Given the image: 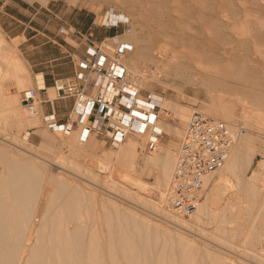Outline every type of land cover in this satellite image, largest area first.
<instances>
[{"label": "bare ground", "instance_id": "obj_1", "mask_svg": "<svg viewBox=\"0 0 264 264\" xmlns=\"http://www.w3.org/2000/svg\"><path fill=\"white\" fill-rule=\"evenodd\" d=\"M114 2L118 4V8L123 9L128 1ZM111 17L109 13L105 14L103 19ZM125 34L123 40L132 42L134 46H141L140 54L149 57L144 39L139 38L135 32L129 31ZM195 48L198 49L197 46ZM13 50L14 47L8 44L0 33V74L6 71L9 64L7 56ZM131 63L137 70V64ZM188 64L181 62L177 56L174 57L164 64L169 67L158 68L160 74L156 75L155 81L163 83L160 78L162 73L164 76L171 74L172 79L179 76L187 83L194 82V78L186 74L193 71ZM22 65L25 66L23 62ZM241 72L243 73L239 76L250 82V86L240 85L230 89L225 80H218L217 77L201 79V84L206 83L205 85L212 91L210 98L215 101V104L210 103L211 105L206 107L205 111H201L202 113L235 127L236 125L229 123L237 118L234 102L252 108L264 104V98L259 97V90L252 85L258 81L256 75L245 76L246 73ZM16 75L18 82H26L20 72ZM147 81L149 83V79L143 76L142 84L146 85ZM218 92L223 94H217ZM155 95L160 106L159 113L167 116L165 109L169 108L180 122L187 120L189 108L170 106L163 102L165 99L163 100L162 96ZM252 116H255L253 112ZM39 118L40 116L36 115L26 119L18 106L13 101L11 103L7 97L0 102V124L8 122L17 132L37 128L41 121ZM254 120L256 122V119ZM154 125L157 131L172 132L174 136L181 134L179 129L164 124L159 119ZM143 134H148V130ZM76 135L77 130L70 140L64 141V144L70 147L71 156H75L76 147H95L91 134L87 136L84 145L74 141ZM23 141L24 139L14 134L12 140L4 138L0 144V264H234L221 252V244L231 246L232 242L229 240L233 235H244L243 230L247 228L254 230L255 220L263 217L260 212L264 207V198L261 197V188L258 186L264 180V161H258L256 170H250L254 150L251 148L249 137L242 133L234 139L223 163L204 178L203 186L206 187L207 193L189 216L197 224L200 222L204 224L203 219H209L213 223L215 233L209 235L217 241L216 243H221L214 250L206 245L197 244L193 237H189L193 232L188 221L176 217L167 209L163 210L160 202L140 195V192L152 188L155 193L163 196L169 185L175 159V153L170 147L165 148L159 144L148 156L141 159L143 166H140L142 164L137 163L136 143L131 140L123 141L117 150L103 155V160L111 167L102 175L75 157L72 160L69 158V161L62 157L63 155L54 159L52 156L41 154L37 148L28 146ZM67 162L69 163L66 164ZM113 165L122 172L119 174L120 178L115 177L116 180L112 178L113 174L116 175ZM150 167L157 169L156 174L151 175L154 178L152 187L146 182L139 181L143 171L147 172ZM215 173H219L217 179L213 177ZM102 178L105 179L104 186ZM78 179L87 187L79 184ZM231 179L235 180V186ZM124 181L128 183L127 187ZM131 187L135 190H131ZM225 190L234 191L237 200L232 202L230 199L225 202L223 198ZM99 191L115 198L131 200L130 202H134L144 211L168 218L173 229L157 225L158 223L152 222L145 215L137 213L135 209L123 207L111 197L99 195L97 200ZM239 195L243 197L241 202L244 205L243 210L240 209ZM153 199L157 198L153 196ZM233 204L236 205L235 210L231 208ZM225 210H228L229 214H225ZM241 220L244 223H240ZM233 221L236 223L235 229L230 227ZM199 231L202 235L206 233L201 229ZM198 236L201 237L199 234ZM227 237L229 239H226ZM240 242L247 241L244 239ZM247 252H250L247 254L248 258L264 264L262 254L251 249H247Z\"/></svg>", "mask_w": 264, "mask_h": 264}, {"label": "rangeland", "instance_id": "obj_2", "mask_svg": "<svg viewBox=\"0 0 264 264\" xmlns=\"http://www.w3.org/2000/svg\"><path fill=\"white\" fill-rule=\"evenodd\" d=\"M113 1L114 0H24V2L30 3L33 6L40 5L43 7L46 6V8L56 7L59 9V15L62 20H76L80 24L85 20L91 19H94L96 23L99 22V20L103 19L105 16L103 13L107 9H113L116 12L125 14L128 17L130 32H135L139 38L146 41V51H149V57L140 54L141 46H134V44L130 42L133 48L131 52L124 57L123 61L125 65L129 67L128 69L130 72L137 76L141 88L151 90L162 96V99H165H163V102L170 106L179 105L187 109L189 108V113L193 109L205 111L206 107L215 104V101L211 100L210 94L212 91L205 85L206 83L201 84V79L207 80L210 76L217 77L218 80H225L230 89L231 87H240V85L250 86V82L244 81V79L239 76L240 73H243L241 71L246 73L245 76L256 75L258 81L252 83V85L259 90V97L264 98V0H230L231 3L230 1L228 2V0H127L129 3L127 2V6L123 9L118 8V4L116 2L113 3ZM142 2L144 3L143 5ZM76 10L80 12V14H75L74 12ZM140 15L142 17H140ZM235 30H237V32H235ZM0 33L6 42L14 47L13 52L7 56V62L9 64L6 71H2L0 74V102L7 97L11 103L13 101V103L18 106L23 116H26L27 119L29 116L19 103V94L20 90L32 86L30 85L28 72L25 66L22 65L23 60L21 59L20 48L17 42L9 38L1 28ZM121 37L123 38V35ZM195 45L198 49L195 48ZM213 55H215V57ZM176 56L181 62L189 63L188 65L193 71L191 70V73L189 71L186 74H190V76L194 78V82L187 83L184 78L179 76L172 79L171 74L169 76H164L162 73L160 78L163 83L156 82L155 79L160 74L158 68L169 67L164 64L174 59ZM18 58H20L21 61L18 60ZM131 62L137 64V70ZM17 72H20V74L25 77L27 83L18 82ZM143 76L149 79V83L147 81L146 85L142 84ZM174 86L176 87L174 88ZM176 88H178V90ZM48 92L50 96H52V90H48ZM217 94L222 95L223 93L218 92ZM234 106L237 118L232 119L229 123L234 126L239 125L242 127V134L249 137L251 148L254 150V153H252L250 170H256L257 162L264 161V104H260L257 108H252L248 105L243 106L242 103L234 102ZM165 110L167 116L159 113V121L179 129V134H181L174 136L172 132L162 130L163 132L159 138L160 145L165 148L170 147L175 153L187 120L180 122L171 109L166 108ZM252 112L255 116H252ZM254 119H256V122ZM72 131L68 134L52 132L39 121L37 128L27 129V132H17L13 126L11 127L10 123L5 122L0 124V144L1 139L7 138L12 140L13 135L16 134L19 138L21 137L24 139V144L32 146L35 149L37 148L41 154L52 156L54 159L56 156L63 155L62 157L65 159L67 158L68 161L69 158L72 160L75 157L78 161L85 163L91 168H95L102 175H105L106 169L111 167L103 160V155L109 151L117 150L119 148L118 145L120 143L123 144L126 140H131L136 143L137 163L142 164L140 166H143L141 159L151 153V151H148L145 147L147 134L139 135L129 133L126 136L128 138H124V140L126 139L125 141L122 140L115 145L111 144L104 136L91 134L95 147H76L74 149L75 156L73 157L69 154L70 147L64 144V141L72 138L71 136L76 130ZM75 139H78V135L74 136V141H77L76 143L81 145H84V142L86 143L87 141ZM44 144H46V146ZM42 145L45 146V148L40 147ZM47 147L48 149H46ZM68 163L69 162L66 164ZM112 168L116 170V175L113 174L112 178L115 180L117 176L120 178L121 175L119 176V174L122 172L117 170L119 168L116 165H113ZM150 169L147 172H149ZM151 171L149 172L150 176H148L149 174L146 170L143 171L139 181L146 182L152 187L154 178L151 175H153V173L156 174L157 169L153 167ZM102 177L104 178V176ZM213 177L217 179L219 173L213 174ZM103 178L102 185L105 180ZM78 180L79 184L87 187L81 179ZM232 182H234L233 185L235 186V180L231 179V183ZM123 183L127 187L128 183H126V181ZM140 184L143 183L140 182ZM258 187L261 188L260 195L264 198V180ZM130 189L135 190L134 187ZM205 189L206 187L203 190L204 198L207 193V189ZM99 192L97 200L99 195L111 197L117 203H121L120 205L123 207L135 209L134 211L137 213L145 215L152 222L158 223L157 225L173 229L168 218L165 219L157 214L144 211L143 208L138 207L134 202H130L131 200L119 199L103 191ZM233 193L235 194L232 190H225L223 192L224 201L227 202L231 199L233 202L236 199ZM140 195L144 198L160 202V207L163 210L166 209L162 203L163 196L155 193L152 188L146 192H140ZM153 196L157 199H153ZM238 197H240V209L243 210L242 207L244 205L241 203L243 197L241 195ZM232 206V210H235L236 205L233 204ZM224 212L225 214H229L228 210ZM261 213L263 217H259L255 220L256 225L254 230H248L247 228L243 230L244 235H233L231 237L233 241L231 239L229 240L232 242H230L231 246L226 244L225 246L219 242L216 243L217 241L213 237H210L211 234L215 233V230L213 223L210 222L209 219H203L205 221L204 224L201 222L197 224L191 218H184V220L188 221L189 225H191L193 234L189 237H193L197 244L199 243L201 246L206 245L211 250L217 249L218 245L220 246L221 244V252H223V255L225 254L229 261L231 260L230 262L234 264H243V262L245 264H261V262L255 259L248 258L247 255L250 254V252H247V249H251L260 253V255L262 254V259L264 257V207L260 214ZM255 215H257V212ZM240 223H244V221L241 220ZM230 227L235 229L236 223L233 221ZM200 229L206 231L205 235L207 236L200 234ZM247 232H249V234ZM198 234L202 236L199 237ZM226 239L229 238L227 237ZM244 239L247 242H240V240ZM245 258L247 259L245 260Z\"/></svg>", "mask_w": 264, "mask_h": 264}, {"label": "built area", "instance_id": "obj_3", "mask_svg": "<svg viewBox=\"0 0 264 264\" xmlns=\"http://www.w3.org/2000/svg\"><path fill=\"white\" fill-rule=\"evenodd\" d=\"M99 25L114 28L117 32L100 40L92 34L60 26L59 34L72 35L85 46V55L77 65L82 69L72 78L52 79V96L43 102L70 97L72 117L57 123L51 112L41 116L43 124L52 132L68 134L78 131V139L86 140L89 134L106 137L113 145L129 133L143 134L148 130L145 147L152 151L160 144V131L155 129L160 106L151 90L138 84L137 76L126 67L123 59L133 45L122 39L130 31L128 17L113 9L103 15ZM75 79L81 81L77 84ZM38 91L44 86H30L20 90L19 103L29 117L40 115ZM243 128L232 127L222 120L193 109L187 118L181 139L175 151L173 169L168 188L163 194V206L176 217L184 219L194 212L203 195V180L211 175L227 158L234 139Z\"/></svg>", "mask_w": 264, "mask_h": 264}, {"label": "crops", "instance_id": "obj_4", "mask_svg": "<svg viewBox=\"0 0 264 264\" xmlns=\"http://www.w3.org/2000/svg\"><path fill=\"white\" fill-rule=\"evenodd\" d=\"M74 13L80 14L77 10ZM60 26L74 29L83 35L91 33L95 41L117 32L114 28L99 25L94 19L85 20L81 24L76 20H62L56 7L33 6L24 0H0L1 30L17 42L30 85H43L45 88L44 93L38 91L41 122V116L51 112L57 123L72 117L70 97L53 98L47 102L42 100L45 95L51 97L48 90H51L53 78H72L82 70L77 63L85 55L84 44L72 35L59 34L57 29ZM75 82L81 84L78 79Z\"/></svg>", "mask_w": 264, "mask_h": 264}]
</instances>
